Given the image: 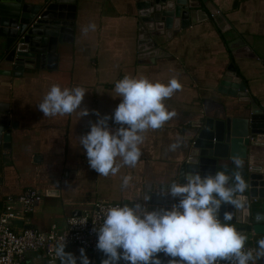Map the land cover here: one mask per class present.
<instances>
[{"label":"crops","instance_id":"crops-1","mask_svg":"<svg viewBox=\"0 0 264 264\" xmlns=\"http://www.w3.org/2000/svg\"><path fill=\"white\" fill-rule=\"evenodd\" d=\"M138 1L62 0L60 4L74 7V24L70 41L57 45L54 67L24 70L18 76L0 74V102L7 105L9 121L15 125L9 128L10 147L0 153V210L8 197L28 189L41 196L30 213L14 207V230L63 229L68 217L89 209L96 200L129 207L139 204L147 210L174 204L162 185L174 180L186 157L191 124L205 117L243 115L249 107L238 97L219 91L227 87L221 81L232 69L264 113V0H209L230 30L221 32L212 19L190 25L169 40L160 38L164 53L159 57L140 55ZM89 24L95 30L82 31ZM239 40L240 46L228 47ZM1 55L0 43V59ZM6 69L8 65L0 63V70ZM125 75L165 84L177 79L180 89L163 101L175 115L160 128L141 134V156L135 166L122 165L115 175L98 176L88 166L79 137L87 133L97 114L111 116L119 103L114 85ZM53 84L83 88L86 93L80 107L88 115L81 116L77 109L71 114L43 116L37 105ZM108 124L117 127L111 119ZM124 177L129 178L126 186ZM254 195L263 201L264 190L257 187ZM238 232L250 242L264 237L252 231ZM80 249L84 248L72 245L64 250L78 258ZM84 253L90 264L105 259L86 249ZM22 264L49 263L39 253L29 252Z\"/></svg>","mask_w":264,"mask_h":264},{"label":"clouds","instance_id":"clouds-1","mask_svg":"<svg viewBox=\"0 0 264 264\" xmlns=\"http://www.w3.org/2000/svg\"><path fill=\"white\" fill-rule=\"evenodd\" d=\"M89 29L95 30V25L89 24L82 31ZM180 87L175 78L166 84L127 75L116 81L114 91L119 103L111 116L97 114L87 133L79 137L88 166L98 176L115 175L122 165L135 166L141 156V134L160 128L175 115L163 101ZM85 93L78 86L62 88L53 84L37 107L43 116L71 114L77 109L86 116L87 109L80 107ZM109 119L117 127H109ZM232 162L237 169L242 166L239 158ZM128 182L129 178L124 177L122 184ZM245 188L239 172L231 176L225 171L205 175L191 172L185 174L183 183L168 185L166 194L177 200L168 208L147 210L139 204L108 207L94 229L95 247L105 256L101 264H161L159 253L169 257L168 264H256L264 257V239L257 240L254 256L252 249L245 250L247 237L228 223L231 214L225 212L223 222L219 217L222 205L242 207L235 197ZM64 249L62 239L55 249L60 264H77V259L79 264H90L84 249H80L78 258Z\"/></svg>","mask_w":264,"mask_h":264},{"label":"water","instance_id":"water-1","mask_svg":"<svg viewBox=\"0 0 264 264\" xmlns=\"http://www.w3.org/2000/svg\"><path fill=\"white\" fill-rule=\"evenodd\" d=\"M61 1L0 0V63L8 65L0 74L18 76L24 70L54 67L57 45L70 41L74 24V7L60 4ZM137 7L141 57L161 56L164 53L159 47L161 37L169 40L177 31L208 19L221 32L230 30L222 13L209 0H139ZM241 44L239 40L228 47L233 49ZM232 70L228 74L234 77L227 75L221 81L228 88L220 87L219 91L248 103L247 111L225 119L205 117L191 124L186 157L171 183H183L185 174L191 172L205 175L225 171L229 176L239 172L246 188L235 198L242 202V207L222 205L219 217L223 222V215L228 212L232 216L228 222L237 223L234 227L237 231L264 235V196L263 201H257L254 195L257 187L264 190V113L249 97L244 81ZM14 127L9 121L7 105L0 102V153L10 147L9 128ZM233 158L242 161L239 169L233 164ZM171 183L162 185L163 189L167 190ZM232 184L230 180L229 185ZM172 201L177 202L174 198ZM95 255L105 257L101 251Z\"/></svg>","mask_w":264,"mask_h":264},{"label":"built area","instance_id":"built-area-1","mask_svg":"<svg viewBox=\"0 0 264 264\" xmlns=\"http://www.w3.org/2000/svg\"><path fill=\"white\" fill-rule=\"evenodd\" d=\"M40 200V194L34 189H28L17 197H8L5 200L0 210V264H22L25 255L29 252L39 253L49 264H55L59 261L55 255V249L62 239H64L65 247L76 245L93 253L98 252L99 250L95 247L97 237L94 229L99 227L103 213L108 207L119 205L96 200L89 209L68 217L63 229L59 230L56 228L48 232L33 228L14 230L11 224L16 217L14 207L18 206L23 213H30L34 211ZM244 247L245 250L252 249L255 256V247L246 245ZM157 255L161 264H168L169 257L163 253ZM120 264L124 262L121 261ZM220 264H227V262L221 261ZM256 264H264V257L262 262L258 258Z\"/></svg>","mask_w":264,"mask_h":264},{"label":"trees","instance_id":"trees-1","mask_svg":"<svg viewBox=\"0 0 264 264\" xmlns=\"http://www.w3.org/2000/svg\"><path fill=\"white\" fill-rule=\"evenodd\" d=\"M260 239H264V237L257 238L256 240H252L251 242L250 241H246L245 245L246 246H253V247L256 248L257 247L256 242H257V240H260Z\"/></svg>","mask_w":264,"mask_h":264}]
</instances>
